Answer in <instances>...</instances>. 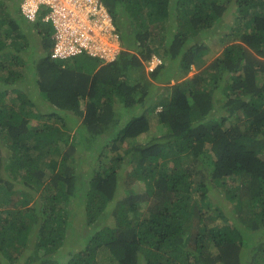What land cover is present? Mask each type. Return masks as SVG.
<instances>
[{
	"label": "trees",
	"instance_id": "16d2710c",
	"mask_svg": "<svg viewBox=\"0 0 264 264\" xmlns=\"http://www.w3.org/2000/svg\"><path fill=\"white\" fill-rule=\"evenodd\" d=\"M100 1L108 64L0 0V264H264V0Z\"/></svg>",
	"mask_w": 264,
	"mask_h": 264
},
{
	"label": "built area",
	"instance_id": "2783aa9c",
	"mask_svg": "<svg viewBox=\"0 0 264 264\" xmlns=\"http://www.w3.org/2000/svg\"><path fill=\"white\" fill-rule=\"evenodd\" d=\"M50 8V17L58 29V39L64 40L69 48L79 50L92 43L96 35L114 36L109 17L98 7L96 0H29V6L37 4ZM35 9L28 11L33 16ZM61 53L58 44L55 55Z\"/></svg>",
	"mask_w": 264,
	"mask_h": 264
},
{
	"label": "clouds",
	"instance_id": "9594fccd",
	"mask_svg": "<svg viewBox=\"0 0 264 264\" xmlns=\"http://www.w3.org/2000/svg\"><path fill=\"white\" fill-rule=\"evenodd\" d=\"M98 3V7L101 8V10L109 17L110 19V23L112 25V27L114 28V36L111 37H106V36H100V35H96L92 40V43L89 44L87 47H81L79 50H74L69 48V46H67V43L64 40H60L58 39V29H56L54 22L52 21L50 15V8L48 6L44 4H37L36 8H33L31 6H29V0H21L20 4H19V13L20 16L23 17L24 20H28L29 22L34 23L35 20L36 21H44L46 22L47 20H50L52 22V25L54 26L55 30H56V35H55V44H54V48L50 53V58L54 59L56 61H66L70 58H73L83 52H85L86 54L94 57V56H99L101 57L103 64H108L113 62L118 53H120L121 50H123V47L121 45L120 42V36L119 33L117 32L113 22H112V18L109 15V13L107 12L105 6L102 4V2L100 0H96ZM42 7L47 8L48 12L45 14H42ZM30 9H35V12L33 14V16H29L28 15V11ZM60 45L61 47V53L59 55H55V50L57 48V45ZM161 65V59L156 57V56H152L150 60H148V62H146V67L145 70L147 72L152 71L153 69H155L157 66ZM173 82H171V84H173ZM13 97V95L11 96H7V101L10 100ZM1 108V105H0ZM46 108L45 103L43 101H40V103L37 105L36 110H40ZM80 108L84 109L85 108V103L82 101L80 102ZM70 141H76L77 140V136L74 135H70Z\"/></svg>",
	"mask_w": 264,
	"mask_h": 264
},
{
	"label": "rangeland",
	"instance_id": "374dc122",
	"mask_svg": "<svg viewBox=\"0 0 264 264\" xmlns=\"http://www.w3.org/2000/svg\"><path fill=\"white\" fill-rule=\"evenodd\" d=\"M164 20V19H163ZM165 21V20H164ZM164 21H161L160 23H162V24H164ZM216 41V40H215ZM211 42H214V40H211ZM215 48V47H214ZM218 48H216V50H217ZM219 50V49H218ZM146 71V70H145ZM195 72V70H194V68H192L191 70H190V72L188 73V75H187V77H190L193 73ZM11 96V95H10ZM7 100V99H6ZM153 124H156V122H154V123H152V130H151V132H157V127H155ZM145 139H147V138H144V136H142L140 139H139V141H141V142H143ZM127 144V143H126ZM127 145H125L123 148H127L126 147ZM124 152H126V151H124ZM135 186H134V188H135V190H136V192L138 193V191L140 190V188L141 187H139L140 185H137L136 183L134 184ZM145 206V205H144ZM132 209V211H131V217L132 216H136L138 213H141L142 212V209L140 210V212H138V208H136V207H132L131 208ZM78 213V212H77ZM90 218V216H88V219ZM81 221H83V220H81ZM77 222L79 223V218H78V220H77ZM83 223H84V221H83ZM220 223L222 224L223 223V221H220ZM85 224V223H84ZM78 225L77 226V230H76V232L74 233V235H73V237L71 238V239H68V241L67 242H73V244H72V247L71 248H73V247H75L74 249L75 250H78L79 248H81L82 250H83V242H82V240H81V238H83L84 236H85V234L89 231V226L87 227H85V225ZM68 252H70V251H68Z\"/></svg>",
	"mask_w": 264,
	"mask_h": 264
}]
</instances>
